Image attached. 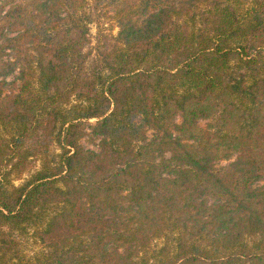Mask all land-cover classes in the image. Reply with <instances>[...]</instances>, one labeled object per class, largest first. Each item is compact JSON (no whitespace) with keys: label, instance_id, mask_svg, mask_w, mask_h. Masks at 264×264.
Here are the masks:
<instances>
[{"label":"trees","instance_id":"obj_1","mask_svg":"<svg viewBox=\"0 0 264 264\" xmlns=\"http://www.w3.org/2000/svg\"><path fill=\"white\" fill-rule=\"evenodd\" d=\"M3 5L0 264H264V0Z\"/></svg>","mask_w":264,"mask_h":264},{"label":"rangeland","instance_id":"obj_2","mask_svg":"<svg viewBox=\"0 0 264 264\" xmlns=\"http://www.w3.org/2000/svg\"><path fill=\"white\" fill-rule=\"evenodd\" d=\"M2 1L4 2L2 9H5L7 7L8 0H0V3ZM101 12H103L102 9H101ZM108 13L110 14L111 12H108ZM100 22L101 23L99 26L101 30L105 32L110 31L113 34L117 31V27L113 25L112 20L107 18L106 16H103ZM95 31H96V25L94 23H89L90 42L88 43V45L85 47L84 50L90 51L91 47L93 46V43H94L93 37H94ZM2 60L12 62L11 69L8 71H5V74H0V78L5 79L7 91L14 90L15 84H17L16 75L19 72L18 67L21 62L17 61V59H14L9 50H5ZM178 119H179L178 115H176L174 117V120L178 121ZM208 121L209 120H199L197 121V123L199 126H204L206 122ZM94 122L95 120L93 118L88 119L87 124L85 125V128L83 130V134L79 138L78 142L84 148L97 151L98 150L97 143H98L99 137L92 135L90 132V128H89V126L93 125ZM135 122L137 123L139 122V117L135 119ZM157 134L158 133L155 132L154 130L147 129L145 132V136H146L145 142L148 141L149 139H153L154 135H157ZM58 152L59 150L56 148V146H52L49 151V158H51L52 156L54 159H56L57 158L56 155L58 154ZM164 155L167 156V153H165ZM234 156L235 154L232 153L230 154V157L225 158V159L215 158L212 160V163L214 166L221 167L231 162L234 159ZM39 164H40V160L36 159L33 162L32 167L28 171L20 174L19 176L10 175L9 177L10 183L16 186L19 185L25 179H27L32 172H34L39 167ZM256 184H264V180H256L251 185L254 186ZM19 242H20L19 243V253L24 258L31 259L41 250L39 242L36 241L35 237L33 236L32 228H27V233L20 237Z\"/></svg>","mask_w":264,"mask_h":264}]
</instances>
